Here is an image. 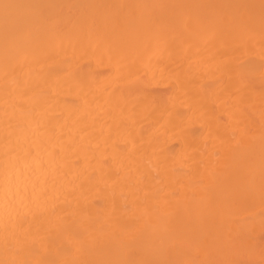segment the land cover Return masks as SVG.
Masks as SVG:
<instances>
[{"label":"bare ground","instance_id":"bare-ground-1","mask_svg":"<svg viewBox=\"0 0 264 264\" xmlns=\"http://www.w3.org/2000/svg\"><path fill=\"white\" fill-rule=\"evenodd\" d=\"M0 264H264V0H0Z\"/></svg>","mask_w":264,"mask_h":264},{"label":"rangeland","instance_id":"rangeland-1","mask_svg":"<svg viewBox=\"0 0 264 264\" xmlns=\"http://www.w3.org/2000/svg\"><path fill=\"white\" fill-rule=\"evenodd\" d=\"M253 236H254V234H250V235H249V237H253Z\"/></svg>","mask_w":264,"mask_h":264}]
</instances>
